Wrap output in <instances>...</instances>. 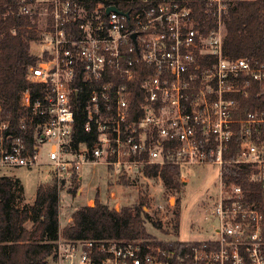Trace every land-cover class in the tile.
I'll return each instance as SVG.
<instances>
[{"label":"built area","instance_id":"2783aa9c","mask_svg":"<svg viewBox=\"0 0 264 264\" xmlns=\"http://www.w3.org/2000/svg\"><path fill=\"white\" fill-rule=\"evenodd\" d=\"M18 1L21 15L36 21L39 38L30 45L39 61L26 80L40 90L27 85L16 100L24 112L18 128L31 130L30 143L10 133V121H0V168L45 167L59 194L80 184L89 165L104 166L114 185L125 186L157 179L164 187L166 166L179 169L181 184L184 168L219 169L218 194L204 216L214 220L208 240L59 237L47 264H264V110L235 118L236 96L247 97L252 84L264 92V65L223 53L227 9L255 0H203L210 27L194 18L197 0H121L126 7L108 13L110 6L88 11L76 0ZM78 102L92 144L73 137ZM235 133L240 143L230 164L249 168L257 202L221 177ZM149 169L156 176L146 175Z\"/></svg>","mask_w":264,"mask_h":264},{"label":"trees","instance_id":"16d2710c","mask_svg":"<svg viewBox=\"0 0 264 264\" xmlns=\"http://www.w3.org/2000/svg\"><path fill=\"white\" fill-rule=\"evenodd\" d=\"M81 1L88 11L96 5L116 6L123 10L121 0H76ZM131 5L132 8L136 7ZM205 3L197 0L194 6V18L204 20L210 27L211 18L205 14ZM36 19V17H35ZM36 21L20 13L18 0H0V121H10L13 135L26 137L27 143L32 138L31 130L24 133L18 128V121L24 112L17 106V96L21 89L29 85L34 92L40 86L29 84L26 80L28 69L36 66L39 57L31 51L30 43L39 38L35 31ZM223 53L229 58H245L264 65V0L236 1L229 6L225 16ZM255 84L248 89L247 97L240 99V109L235 118H242L247 112L264 110V92L259 94ZM85 118L83 105L77 103L75 111V141L93 143L84 130ZM238 130V127H236ZM240 143V136L235 133L224 153L225 164L221 169L224 182L234 183L247 191V200H259V185L249 181L248 167H235L234 160ZM148 176H156L155 169L145 171ZM160 178L167 190L178 192L180 171L166 166L160 172ZM78 183H74L77 190ZM94 206H84L71 215V223L59 227V191L55 184H41L37 187L31 205L24 203L22 187L17 179L0 177V264H47L53 253L55 242L63 240H114L120 242L150 240L145 224L151 221L143 212L146 198L140 197L131 207L119 211L109 209L107 205L94 199ZM178 203V199L176 200ZM22 205V206H19ZM30 223V229L26 224ZM153 227H161L158 222H150ZM172 245V244H170Z\"/></svg>","mask_w":264,"mask_h":264},{"label":"rangeland","instance_id":"374dc122","mask_svg":"<svg viewBox=\"0 0 264 264\" xmlns=\"http://www.w3.org/2000/svg\"><path fill=\"white\" fill-rule=\"evenodd\" d=\"M38 23L41 25V20ZM33 48L38 49L37 46ZM80 174L82 182L75 192H72L74 184L60 191V230L71 223L68 219L70 220L76 210L84 206L93 207L95 198L108 208L119 204L118 210L112 208L119 211L122 208L131 207L142 197L146 198L147 203L144 206L148 209V212H143L151 219L145 224L150 240L195 243L208 240L212 236L213 217L210 216L209 220H204V216L205 211L211 209V204L218 194L219 169L214 165L184 168L182 176L187 183L182 184L178 192L160 186L157 179L151 181L150 185L139 183L137 186H125L120 182L114 185L112 182L115 176L110 171L107 172L100 164L85 166ZM4 176L19 181L24 203L27 205L33 203L37 187L50 183L51 179L45 167L31 170L0 168V177ZM110 193H113L112 199ZM177 199L178 203H176ZM89 200H92L90 204ZM161 206L162 210L159 208ZM155 221L160 223L161 227H153L150 222ZM30 225L28 223V226Z\"/></svg>","mask_w":264,"mask_h":264},{"label":"water","instance_id":"95a60500","mask_svg":"<svg viewBox=\"0 0 264 264\" xmlns=\"http://www.w3.org/2000/svg\"><path fill=\"white\" fill-rule=\"evenodd\" d=\"M109 11L118 12V10L115 7H112V6L106 8V13H108ZM132 37L135 38V35H133Z\"/></svg>","mask_w":264,"mask_h":264},{"label":"crops","instance_id":"0c3cea01","mask_svg":"<svg viewBox=\"0 0 264 264\" xmlns=\"http://www.w3.org/2000/svg\"><path fill=\"white\" fill-rule=\"evenodd\" d=\"M91 202H92V200H89L88 203L90 204ZM70 221H71V218H70V220L68 219V222H70ZM68 222H67V223H68ZM25 226H26L27 229H30V226H28V224H26Z\"/></svg>","mask_w":264,"mask_h":264}]
</instances>
